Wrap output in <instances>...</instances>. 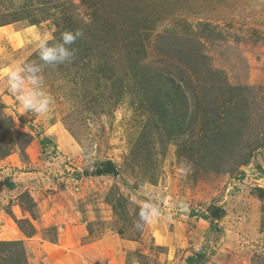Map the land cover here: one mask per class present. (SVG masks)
Masks as SVG:
<instances>
[{"label":"rangeland","instance_id":"1","mask_svg":"<svg viewBox=\"0 0 264 264\" xmlns=\"http://www.w3.org/2000/svg\"><path fill=\"white\" fill-rule=\"evenodd\" d=\"M77 29L71 63L39 60ZM59 237L83 264H264V0H0V264Z\"/></svg>","mask_w":264,"mask_h":264},{"label":"clouds","instance_id":"2","mask_svg":"<svg viewBox=\"0 0 264 264\" xmlns=\"http://www.w3.org/2000/svg\"><path fill=\"white\" fill-rule=\"evenodd\" d=\"M84 36V32L81 29H77L75 32L65 31L60 34V39L56 40L55 37L45 35L39 39L38 43V55L39 60L43 61L44 64L50 66H58L64 63H71L76 55V49L69 50L66 45H73L76 41ZM49 40L54 41L49 46ZM62 41V43L60 42ZM57 53L59 55H57ZM32 63H35L33 61ZM32 67H29V71H33ZM4 73L7 77V84H11L8 87V91L15 95L21 113L28 115H46L49 113L52 105L54 104V97L45 91L44 89V78L41 77H30L27 83L20 78L19 72L23 71L22 68L16 67L13 71V66L4 68ZM15 81V82H13ZM39 82V87H30L29 85L35 86ZM185 160V158H181ZM191 166L188 171H190ZM184 173L183 171H180ZM147 207V205H145ZM141 218L145 221V224L153 223L160 216L159 213L153 210V213L149 216L143 211L140 213ZM139 228L138 225H135Z\"/></svg>","mask_w":264,"mask_h":264},{"label":"crops","instance_id":"3","mask_svg":"<svg viewBox=\"0 0 264 264\" xmlns=\"http://www.w3.org/2000/svg\"><path fill=\"white\" fill-rule=\"evenodd\" d=\"M29 30L30 28L25 27L24 29L18 30L16 32L28 34ZM21 213H22L21 210L17 206L13 207V214L15 216H21ZM2 215H3L2 218H4L2 227H6V226L8 227L9 226L8 219L11 222V217L1 214V216ZM15 237L18 238V235H16V233H15ZM66 238L68 239V237ZM60 239L61 237H59V240L56 244L53 243L48 244L46 252L44 249V254H45L44 264H83L82 260L79 257L81 255L80 253L82 249L76 245L74 247L66 248L64 247L65 242L63 240L61 242ZM78 258L80 259V261Z\"/></svg>","mask_w":264,"mask_h":264},{"label":"trees","instance_id":"4","mask_svg":"<svg viewBox=\"0 0 264 264\" xmlns=\"http://www.w3.org/2000/svg\"><path fill=\"white\" fill-rule=\"evenodd\" d=\"M9 244L12 246V245H14L15 243H12V242H11V243H9ZM4 245H5V244H4Z\"/></svg>","mask_w":264,"mask_h":264},{"label":"bare ground","instance_id":"5","mask_svg":"<svg viewBox=\"0 0 264 264\" xmlns=\"http://www.w3.org/2000/svg\"><path fill=\"white\" fill-rule=\"evenodd\" d=\"M65 136V135H64Z\"/></svg>","mask_w":264,"mask_h":264}]
</instances>
